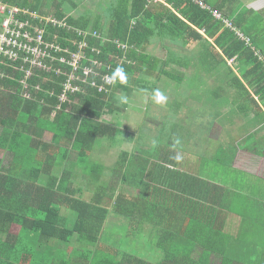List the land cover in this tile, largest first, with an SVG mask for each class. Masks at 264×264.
I'll list each match as a JSON object with an SVG mask.
<instances>
[{"label": "trees", "instance_id": "obj_1", "mask_svg": "<svg viewBox=\"0 0 264 264\" xmlns=\"http://www.w3.org/2000/svg\"><path fill=\"white\" fill-rule=\"evenodd\" d=\"M4 1L43 15L53 14L65 22L66 27L47 25L43 29L46 37H52L51 42L71 53L79 51V47L65 42L76 38L70 27L105 37L104 44L96 37L77 38L88 47L80 51L84 59L76 78L84 79L83 70H91L96 71L100 81L109 77L113 84L100 94L90 85L95 80H76L73 86L79 92L67 94L68 100L62 103L59 97L64 95L63 85L72 74L67 64L63 66L58 61L50 64L52 73L37 72L28 80L30 88L25 94L20 84L25 75L5 71L0 80V122L4 125L0 148L18 155L33 145L34 130L40 128L52 133L57 143L65 140L60 155L76 153L82 172L95 168L98 181L105 167L101 163L90 167V157L95 152L106 157L111 149L119 148L115 171L122 173V163L126 167L125 160L131 157L133 172L128 171L123 182L129 187L122 190V185L118 197L106 196L108 187L103 183L93 201L86 202L69 193V170L60 181L55 179L43 186L36 185L38 182L31 185L30 178H14L2 171L0 264H243L227 253L224 241L232 239L227 232L232 221L227 219L239 215L246 220L247 212L256 211L255 219L259 221L264 208L260 212L250 209L248 196L225 188L227 179L221 176V169L237 173L233 144L238 140L232 139V144L230 138L221 143L218 151L225 157H220L218 151L201 156L208 165L219 166L215 175L205 178L184 173L173 157L174 150H165L162 139L174 135L187 139L191 132L171 121L182 116L184 107L193 110L188 115L196 120L197 107L201 106L208 108L205 111L210 113L211 128L221 120L228 137L237 135L233 128L239 116L243 118L242 129L258 128L255 137L259 140L261 134L264 142V53L226 29L211 12L187 0H85L79 4L53 1L52 9L42 6L41 0ZM102 5L104 11H100ZM107 5H111L108 10ZM77 9L79 15L72 16ZM100 12L108 16H101ZM55 35L60 36L56 41ZM65 55L71 58L70 54ZM118 69L123 70L126 80H121ZM174 85L191 93L187 103L184 99L179 104L180 92L175 93ZM157 90L164 95L163 101L156 99ZM170 93L176 94L172 105L178 107L167 110L166 116L173 115L174 119L164 116V124L171 123L164 130L163 124L154 125L153 115L156 117V111L167 108ZM121 97L127 102H122ZM189 101H193L192 106ZM133 107L145 108L141 113L150 115L143 117V123L151 125L147 124L144 136L148 144L143 150L136 142L138 126L134 125L137 133H133L129 125L124 135L118 123L117 117ZM231 111H238V116H228ZM153 128H158L160 134L149 133ZM208 133L203 132L213 136ZM131 140L136 143L131 150H125ZM263 142L259 149L264 156ZM152 143L155 147L151 148ZM232 148L234 154L229 152ZM28 156L29 152L25 154ZM231 177L229 173L230 181ZM121 178L116 177L115 184L119 185ZM61 205L70 209V216H63ZM220 220L225 224L218 227ZM13 226L19 228L17 233H11ZM217 235H224V240ZM245 238L244 243L248 244ZM257 248L261 254L256 262L264 264V245Z\"/></svg>", "mask_w": 264, "mask_h": 264}, {"label": "crops", "instance_id": "obj_2", "mask_svg": "<svg viewBox=\"0 0 264 264\" xmlns=\"http://www.w3.org/2000/svg\"><path fill=\"white\" fill-rule=\"evenodd\" d=\"M83 1H85V0H83ZM201 1H203L205 3V5L208 6L209 8H211L215 12L219 13L222 16V18L229 21L232 25L237 23L238 26L236 25V27L238 28V30L239 29L241 30L243 25H248V20L253 19L254 15H259L261 17H264L263 16L264 15V0H201ZM64 2L65 1H63L61 3H64ZM0 4L6 5L9 7H16L18 9L28 10V11H30L32 13H36L42 17L56 18L55 15H53V14L48 15V16L43 15L37 11L33 12L29 8L20 7L18 5H13V4H10L9 2H5L4 0H0ZM49 9H52V7ZM74 12L75 11H73V13ZM75 14L76 13H74V16H75ZM77 15H79V14H77ZM2 19H3V15L0 14V31H1ZM236 27L234 26L235 29H236ZM225 28L230 30L231 32H233L227 26H225ZM255 34H256V29H255ZM98 40L102 44H104L106 41V38L101 37ZM254 46H255V44H254ZM255 47L257 48V46H255ZM93 49L96 50V47H93ZM230 64H231V62H230ZM250 92L252 93L255 100L260 104V106H262V102H260L258 97L253 93V91L250 90ZM175 96H176V94H174V93L169 94V98L175 99L174 98ZM187 100L188 99L186 98V103L188 102ZM189 105L192 106V102L189 101ZM73 106H75V105H73ZM168 106H169V104H168ZM171 108L172 107L170 105L169 107H167V110H171ZM224 109L225 108H223V110ZM197 111L198 112H201V111L206 112L205 109L202 108L201 106L197 107ZM189 113H190L189 109L186 107V109H184L182 111V116H180L176 121H171V123L177 124L176 126L178 128L181 127L180 129L185 128V129H187V131L189 130L191 132V135L187 138L188 141L186 139L184 141L186 143H188V145L198 144L199 146H201L202 147L200 150L201 153H199V154L190 153V154L196 155V157H201L202 154L204 152H206L203 149V147L209 146L213 143L212 142L213 140L210 138L211 134H210V136H208V135H204L203 132L204 131L209 132V130H218V136H220L221 133L224 131L223 130L224 128H222L224 121L217 120L215 123L214 129H211V127H209V129L201 130V128L204 127L203 125L201 126L200 129H195V127L189 128L188 126L190 125V123H193V124L196 123L197 126L202 124V122L200 121L202 119L196 118V120H194V119H192V116L188 115ZM187 115L189 116V119L187 118ZM165 117L167 119V117H170V116L165 115ZM155 118L157 119V117H155ZM156 119H154V120L156 121ZM204 119H205V117H204ZM242 119H243L242 117H241V119L238 117V118H235V120H234L236 125L234 126L233 129L236 130L237 135L240 136L239 137L240 139L238 140L239 143L235 144L236 154L234 157V168L237 170V180L234 182L233 186H238V187H240V189L241 188L247 189V190L251 189L252 193H253L254 200H256V201L261 200V202H264V198H262L264 196V156L259 149V146H260L259 144H261L263 142V141H261L262 135L260 134L259 140L256 139L255 135H257V133L259 132L258 128H256V129L252 128L253 130H249L250 131L249 134L246 133L245 130L242 129L243 125H239L241 122L243 123ZM205 120L210 121V119H208V118H206ZM143 122H140V124L144 125ZM164 123L165 122H163V124ZM166 123H167V121H166ZM154 125L155 126L157 125L156 127H160L159 124H157V122ZM149 126H151V125H149ZM3 127H4V125L1 124V122H0V135L2 134V128ZM133 128H134V126H131V129H133ZM219 130H222V131H219ZM260 130H261V127H260ZM188 134H190V133H188ZM223 134H224V132H223ZM223 134L220 138H217L219 142L222 139H223V141L226 139L225 136L223 138ZM212 135H213V132H212ZM33 137H34L33 139L31 138L33 145L29 148L26 146L23 150H20V153L18 155L12 154V153L0 148V175H1L2 171H5V172H8L9 174H11L14 178H18V177H22V176L25 179L30 178L29 183L31 185L33 183L38 182V184H36V185L43 186V185H49V183L54 181L55 179L60 181V179L64 176V174L67 173V170H69V172L72 173V174L71 173L69 174V176H70L69 186L71 189L69 193L73 194L75 197L82 199L86 202L93 201L96 194L99 192V190L101 188V187H99V184H103V183H106L107 187H108V189H107L108 192L106 193V196H108V194H110V197L113 198V193H112L113 192V184H115V182H116V177L118 179H120V176H122V178H121L122 180H121V182H119L121 184V186L122 185L125 186V187L123 186L122 190H126L127 187H129V185L126 183L124 184L123 181H124L128 171L130 173L133 172V171H130V170H133V169H131V166H130L131 161H132L131 157H129V159L125 160L126 167L122 163V165H123L122 169L123 170H122V173H120L121 171H115L116 170L115 167L117 166V164H111L112 160L115 161V157H113V154H115V153H113V151H115V150L111 149L110 152L108 154H106V157H99L101 154L99 155L98 152H95L90 157V161H89L90 167L91 166L92 167L97 166V164H99V163H101L105 167V172L103 174H101V179L98 181L99 177H98L97 173L94 172L95 168L93 170L90 169L91 171L88 170L89 172L86 174H85V172L84 173L82 172L83 170L80 168L79 157H77L76 153L71 152V153L67 154V156H65V155L61 156L60 155L59 149L60 148L64 149L65 140L59 141L57 143V141H56V139H54V135L52 133L43 131L40 128L34 130ZM29 141H30V139H29ZM193 141H195V142H193ZM242 143L246 147H248V146L251 147L248 143L252 144L254 146V148L256 149V152L255 153L252 152L253 154L251 153L250 157H244L246 154V152H244V151H247V149H243L244 147L242 148ZM246 143H247V145H246ZM55 145H57V147ZM128 145H129V143H128ZM237 145H239V148L237 147ZM27 152H29V156L25 157V154ZM123 159H124V157H123ZM192 159L195 160V157H192ZM201 159H202V157H201ZM118 162H119V159H118ZM156 163L157 162H155L154 164H156ZM15 164H18V165H15ZM260 167H261V171H258V169ZM115 173H119L120 176L115 175ZM156 173H157V171H156ZM189 173L191 175H193L192 172H189ZM197 176L202 177L201 175H199V172H198ZM93 179H95L96 181ZM83 180H85V181L82 182ZM242 183H244V184L241 185ZM225 188H227L228 190L236 191V189L233 187L232 188L225 187ZM54 189H57V185L54 186ZM138 192L139 191H137V193ZM118 196H119V194H117V197ZM245 196H248V195H245ZM58 200H60V199H58ZM60 208H61L63 216H65V217L68 215L70 216V214H71L70 209L67 206L61 205ZM221 219L223 220V216ZM227 220L232 221V223L229 225V227H231V226L240 227L241 225H243V221H244V219L241 218L239 215H231V217ZM224 224L225 223L223 221H221V220L218 221V227L220 225H224ZM18 229H19L18 227L13 226L11 229V233H17ZM239 230L238 229L233 230V228H230L227 230V232H229V234L231 236H233V235H237ZM217 238L219 239L220 236L217 235ZM233 240H235V238ZM72 248H73L72 246L69 247L70 252L72 251ZM245 251H246V249H245ZM255 251L258 252V248H255Z\"/></svg>", "mask_w": 264, "mask_h": 264}, {"label": "rangeland", "instance_id": "obj_3", "mask_svg": "<svg viewBox=\"0 0 264 264\" xmlns=\"http://www.w3.org/2000/svg\"><path fill=\"white\" fill-rule=\"evenodd\" d=\"M42 1L43 2L41 3V5L45 6V8H51V6L54 4L53 1H57L58 3L65 1L67 3H73V4L74 3H77V4L85 3L83 0H42ZM80 6L81 7L85 6V4H83V5L80 4ZM110 7H111V5H107L106 10H108ZM104 10H105V6H103V5L100 6V11H104ZM66 11H68V10H66ZM79 12H80V10L77 9V11H75L74 13L79 14ZM74 13H72L71 15L74 16ZM100 14H101V16H106V17L108 16V14H106V13L100 12ZM236 29H237L236 30L237 33L242 38H244L243 41H245L246 44H249V45L255 44V46H257V48L264 53V17H261L259 15H254L253 19L248 20V25H243L241 30L240 29L238 30V28H236ZM255 29H256V34H255ZM172 87H173L174 91H176L175 93L180 92L179 98H178L179 104L184 99H185L184 101H186V98L188 96H190V94H191V93L185 92V91H188L185 88L184 89H178V86H175V85ZM186 93H188V94H186ZM172 99L173 98H169L168 100H166V103H167L166 106L169 107L171 105V107H174V108L178 107V105H176V106L172 105V102H173ZM168 104H169V106H168ZM140 105H142V102L140 103ZM138 108L141 109L140 112H139ZM184 109H186V107L182 108V110H184ZM206 109H208V108H205V110ZM143 110H145V108L133 107V109L128 110L127 114L119 115V117H117L119 119L118 120L119 126L124 131V135H127V132L125 130H126V127H128L130 125V123L127 121H131L130 127L134 126V125L138 126L137 127V130H139L138 133L134 128L131 129V132L137 133L138 136H137L136 142L139 145L141 144L142 150L145 149L144 145L148 144V143H146V137L144 136V134L147 132L146 128H148L147 127L148 123H146V124L144 123V125L143 124H137V123L144 121V119H143L144 115L145 116L149 115L148 113L147 114L141 113ZM192 111L193 110H189L190 113H192ZM166 112H167V108L160 109L159 111H156L155 113H157L156 117L158 120L153 115V120L156 119V121L154 120V122H157V124H159L160 127H162V124L164 121L163 118L166 115ZM233 113H235V114H233ZM209 115H210L209 112H203V111L199 112V116L197 117V119L198 118L202 119V120H200L202 122V124L197 126L196 123H194V124L190 123V125L188 127L189 128L195 127V129H200L201 126L203 125L204 127L201 128V130L209 128L210 127L209 122L204 119V117L208 118ZM236 115L238 116V111H231V114H228V116H232V117H235ZM171 117H173V115H171L170 118ZM223 117L226 118V115ZM173 119H174V117H173ZM115 120H116V118H115ZM172 121H175V120H172ZM170 124L171 123H169L168 125H170ZM245 124H248V123L245 122ZM168 125H167V123L163 124V129L167 130ZM214 126L215 125H213L211 129H214ZM219 131H221V130H219ZM152 132L156 133L157 135L160 134L159 133L160 130H158V128L157 129L153 128V130H151L149 133H152ZM211 132H213V135H214V136H210V138L213 140L212 141L213 143L209 146L203 147V149L206 151L203 153L204 155L214 154L215 151L217 152L219 149L222 148L221 143L228 142L230 140V138H231L232 144L234 142L233 140H239L240 139L239 135L233 136L231 134L228 137L225 132H224V134L222 132L221 135L218 136V130H209V133H211ZM245 132L249 134L248 128L245 130ZM222 134H223V138L225 136L226 139L224 141L222 139L219 142L217 138H220L222 136ZM140 136H142V137H140ZM186 140L188 141V139H186ZM141 141H142V143H141ZM136 142L134 140L133 141L131 140V142H130L131 144H129V145L127 144L124 146L125 148L124 147L123 148L125 150H129L132 148L133 143L135 144ZM162 142L164 144L165 150H167V148L169 151L174 150L173 152H174L175 156L169 155L170 157H172V156L173 157H177V156L181 157V159L178 162L180 164L181 170L184 173L189 174V172H192V174L196 176L199 172V175H201L202 177L208 178V177H210V175L211 176L215 175V172H217V168L219 166L216 167V165H213V166H215V167H213L211 165H208V163L205 162L204 157H202V159H201V157H196V155L190 154V153H197V154L201 153L200 150L202 147L199 146L198 144L188 145V143H186L184 140L178 138V136H176V135H174V137L172 136L170 139H162ZM193 142H195V141H193ZM166 144H168L169 146L166 147L165 146ZM248 144L251 147H249V146L246 147L242 143V148L244 147L243 149H247V151H244V152H246L244 157H250L252 152L253 153L256 152V149L254 148V146L250 143H248ZM246 145H247V143H246ZM150 147L151 148L155 147V144L152 143V145ZM233 147L235 149V147H236L235 144H233ZM237 147L239 148V145H237ZM234 149L232 148V150H230L229 152L234 154ZM119 151H120L119 148L115 149V151H113V153H115V154H113V157H119ZM235 153H236V151H235ZM101 157H105V156L102 155ZM145 157H147V155H145ZM192 157H195L196 161L194 159H192ZM220 157H225V155L220 153ZM115 162H116V160L115 161L112 160L111 164H115ZM212 167L214 170L211 169ZM218 170H219V168H218ZM221 170H222L221 176H223L224 179H227L226 184L228 187H230V188L233 187L236 189L237 192H239L243 195H248V206L250 209L255 208V209L259 210V212H260V210H262L264 208L262 206L263 202H261V200L260 201L254 200L253 193H252L251 189H249V190L243 189V188L240 189V187H238V186H233L235 177L237 175L236 172L227 171L225 169H221ZM258 171H261V167L258 169ZM229 173H232V177H231L232 181H230V179H229ZM115 175L120 176L119 173H115ZM113 186L117 187V190L112 192L113 195L120 194V190L122 187L121 184L120 183H119V185L113 184ZM262 198H264V196ZM259 212H258V214H259ZM255 213H256V211H255ZM255 213L247 212L246 220H245V218H243L244 219L243 225H241L240 227L232 226L233 230H237V229L239 230L240 229L239 232L237 233V235H233L231 237L232 239H230L228 241H224L227 244V248H228L227 253L229 255V258L237 260L243 264H257L256 260L258 259V255L260 252L255 251V248L264 245V216H263V219L261 218V219H259V221H257V219H255L256 218ZM241 233H244L245 236H247V243L248 244L244 243L246 238ZM224 237L225 236L222 235V236H220V239L224 240ZM234 238H235V240H233ZM245 249H246V251H245ZM197 253H199V249H197ZM254 255H255V261H254ZM218 263L219 262L217 261L216 264H218Z\"/></svg>", "mask_w": 264, "mask_h": 264}, {"label": "built area", "instance_id": "obj_4", "mask_svg": "<svg viewBox=\"0 0 264 264\" xmlns=\"http://www.w3.org/2000/svg\"><path fill=\"white\" fill-rule=\"evenodd\" d=\"M195 3L204 11H209L215 19L224 23L229 29L237 34V36L243 40L234 28V26L222 16L211 10L204 3L199 0H187ZM0 14L3 15L1 31H0V80H3L5 71L11 70L14 73L24 74L25 81L20 83L24 86V94L29 91L30 85L28 80H32L37 72L52 73L50 64H55L58 61L72 70V74L69 77L68 83L63 85L64 95L60 96V101L65 103L67 94H74L79 92L78 88H74L73 83L77 80H81L83 83L88 82L90 79L91 87L98 90L100 94L107 92V86L113 84V80L109 77H104L99 80V75L96 71L83 70L82 76L76 78L78 69L82 61L83 56L81 50L88 47L85 41L79 42L77 38H88V36L101 38L100 34L96 32L90 33V31L80 30L71 28L75 33L76 38L65 39L67 44L76 45L78 44L79 51L71 53L70 49L61 47L55 42H51L52 37L45 36V29L43 27L54 25L55 27H66V23L53 17H42L36 13H32L28 10L18 9L16 7H9L0 4ZM60 36L55 35L53 38L55 41ZM79 42V43H78ZM65 53L71 55L69 59ZM92 62V61H90ZM94 63V62H92ZM102 63H99V67ZM62 71H59L61 74ZM88 80V81H86ZM41 87V86H40ZM37 87L36 90H39ZM28 95V94H27ZM30 96V95H28ZM54 96V94H52Z\"/></svg>", "mask_w": 264, "mask_h": 264}, {"label": "clouds", "instance_id": "obj_5", "mask_svg": "<svg viewBox=\"0 0 264 264\" xmlns=\"http://www.w3.org/2000/svg\"><path fill=\"white\" fill-rule=\"evenodd\" d=\"M117 71H118L119 74H120V78H121V80H126V76L124 75L123 70H122V69H118ZM155 97H156V99L159 100V101H163V100L165 99L164 95H163L159 90H157V91L155 92ZM121 100H122V102H125V103L127 102V99H126L125 97H121ZM180 159H181L180 156H177V157H176V160H177V161H179Z\"/></svg>", "mask_w": 264, "mask_h": 264}]
</instances>
